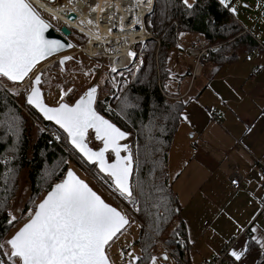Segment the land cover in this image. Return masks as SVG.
<instances>
[{
    "label": "snow or ice",
    "instance_id": "6c2138e0",
    "mask_svg": "<svg viewBox=\"0 0 264 264\" xmlns=\"http://www.w3.org/2000/svg\"><path fill=\"white\" fill-rule=\"evenodd\" d=\"M181 2L188 10L194 7V3H190L189 0ZM218 2L233 15L236 14V7L230 6L228 0ZM153 3L154 0H135L131 8H127L122 7L121 0H92L86 5L88 12L85 13L83 11L85 0H68L65 6L48 7L46 4L45 9L50 17L46 19L31 0H0V94L16 97L22 94L26 105L34 108L44 120L58 126V130H62L68 145L80 159L90 164L108 188L133 205L136 212L141 211V197L145 198L146 210L149 207L158 209L159 201L164 200L166 203V198L160 195L156 202H151L154 199L152 192L161 193L163 190L150 184L148 187L151 191L146 192L145 181L139 179V152L137 151V159L134 161L131 146L122 142L130 133L122 130L97 110L100 85L93 84L87 87L74 99H69L74 88L65 89L61 85L58 101L49 104L45 99L44 84L50 83L51 79H59L60 74L67 70L66 62L75 58L70 55H59L52 65L59 68V73L55 77L49 76V71L41 65L62 50L75 46L63 37L49 38L46 35L53 27L52 21H60L63 18L62 14L66 15L68 12L77 14L75 27L82 33L86 32L89 43L94 41L107 43L112 27L101 33L102 20H107L111 25L117 12L140 8V12L135 14L129 25V29L134 30L135 25L143 27L140 16L144 12L151 13ZM106 9L108 10L106 14L100 16L99 13H105ZM113 9L115 11H112ZM93 13L96 15L90 18L89 14ZM125 18L124 15L119 18L121 33L125 31ZM64 23L66 26H72L73 17H68ZM56 31L61 30L57 28ZM121 39L127 42V37H117V40ZM112 51L118 53L119 48ZM126 55L133 58L136 53L128 50ZM247 59L251 60V57ZM79 63L82 66V61ZM258 70L264 72V64L259 65ZM95 71L94 67L82 74L88 77L94 75ZM110 72L120 73L123 85L127 86L129 81L123 78V72L114 62L111 63ZM45 77L49 79L45 80ZM9 83L11 87L8 86ZM104 83L108 81L105 79ZM112 84L115 88H121L115 77ZM113 96L119 101L118 111L111 105L106 111L115 112L122 118L127 116L129 110L138 106L127 93H122L119 97L113 93ZM188 103V100L178 102L177 109L180 105ZM172 118L191 123L188 114L183 111H177L176 116ZM19 121L20 117L15 113H5V119L0 120V134L5 137H18ZM247 131L251 132L252 129L249 127ZM53 135L57 141L61 139L60 135L55 133ZM92 140L99 144L96 147L90 146ZM4 162L7 163L8 160L5 159ZM134 163L137 173L135 184L132 181ZM52 175L51 172L45 173V181ZM6 177V183L8 180H14L15 170L8 169ZM232 183L236 184L237 181L233 180ZM49 187L50 190L38 203L30 198L31 206L27 207L26 211L9 204L7 197L0 200V213L4 214L8 228L15 227V231L10 235L0 238V264H115L110 255L111 246L134 221L130 220L125 211L107 202L72 168H67L66 174ZM6 191L10 192V189ZM156 219L159 221L161 216L157 214ZM254 223L253 220L248 224L252 233L258 231L253 226ZM158 229L159 223L156 225V230ZM238 229L245 230L239 225ZM251 240L264 249V236L259 239L257 236H251ZM236 247L234 245L228 251V255L234 258L233 264L241 261L248 251L246 244L240 246L242 248L240 251L236 250ZM119 255L121 264H140L142 260V257L133 250L121 249ZM162 259L165 262L168 260L166 252L162 254ZM148 260L149 264H159L161 257L150 255Z\"/></svg>",
    "mask_w": 264,
    "mask_h": 264
},
{
    "label": "crops",
    "instance_id": "0c3cea01",
    "mask_svg": "<svg viewBox=\"0 0 264 264\" xmlns=\"http://www.w3.org/2000/svg\"><path fill=\"white\" fill-rule=\"evenodd\" d=\"M261 21L264 13L256 22ZM240 24L244 32H251L253 48L244 44L233 50L235 56L228 60H207L204 72L193 74L189 68L171 72L170 79L174 73L188 77L185 83L182 81L183 87L169 83L170 79L166 84L169 98L175 95L189 101L183 112L191 123L180 122L167 163L172 190L180 204V217L186 224L187 264L213 261L234 239L236 250H242L240 246L244 244L248 247L236 264H260L264 260V249L259 244L254 242L253 249L249 247L251 236H264V222L256 226L260 218L264 221L258 215L264 200V72L257 70L264 64V42L256 31ZM179 34L178 40L195 35ZM223 44H215L212 50ZM175 54L173 48L170 71ZM249 56L251 60L247 59ZM212 107L217 108L218 116L208 113ZM249 127L251 132L247 131ZM234 174L240 177L239 189L231 184ZM253 220L256 233L248 228ZM238 225L245 230L239 231ZM231 259L234 260L228 256L221 264H231Z\"/></svg>",
    "mask_w": 264,
    "mask_h": 264
},
{
    "label": "trees",
    "instance_id": "16d2710c",
    "mask_svg": "<svg viewBox=\"0 0 264 264\" xmlns=\"http://www.w3.org/2000/svg\"><path fill=\"white\" fill-rule=\"evenodd\" d=\"M145 25L158 40L156 43V40L149 39L151 41L145 49L148 56L146 65L131 80L127 79L129 81L127 86H124L123 80H120L121 88L118 90L113 88L107 96L102 99L98 98L97 110L130 133L131 140H129L132 143L133 154L139 152V179L145 181L146 192L151 191L148 187L150 184L163 190L161 193L152 192L154 199L151 202H156L160 195L166 198V203L164 200L159 201L158 209L149 207L147 210L144 204L145 198H140L141 211L135 212L140 215L138 216L140 220L143 219L145 226L141 227L140 236L134 242L139 249L137 255L142 257L140 264H149L148 257L160 253L158 244L160 239L164 240L163 235L166 236L165 243L175 252L171 256L175 262L187 264L186 224L180 217V204L172 190L167 171L169 150L181 122L172 117L176 116L177 111H183L185 107V105H180L177 109L178 102L184 100L175 98V95H170L169 98L167 95L165 85L171 77V51L176 46L184 50L178 46L180 42L177 37L178 33H191L195 34V37L200 35L211 45L224 43L220 49H210L207 56L201 58L204 69V63L207 60L214 59L215 62L216 59L218 62L228 60L235 56L236 51L233 50L244 44L253 48L255 40L251 37L252 34L244 32V27L236 16L220 5L218 0H195L194 7L190 10L183 6L181 0H156L153 13L145 17ZM229 39L230 43L225 44ZM183 44L188 46L184 42ZM134 52L137 54V63L140 57L139 64L128 67L123 72H134L143 64L144 54L137 50ZM194 60L196 63V57ZM113 93L116 97L127 93L132 102L138 106L129 110L125 118L116 115L115 112L106 111L109 105L118 111L119 101ZM25 107L30 117L39 122L44 129L39 132L33 142L31 136L26 134L24 124L27 118L21 112L20 105L12 99L11 95L0 94V120L5 118V113L10 114L11 110L17 111L20 126H23L18 137H5L0 134V200L7 197L9 204L15 195L17 184L13 180L6 183L8 169L15 168L18 172L24 167H30L32 197L36 198L42 193H47L50 190L49 185L58 182L72 163L76 165L75 159L81 160L68 145L65 134L62 130H58V126L44 120L34 108L28 105ZM54 133L61 136L59 141L54 138ZM13 147L17 148V153L10 158L8 150ZM5 159L8 160L7 163L4 162ZM134 159L136 160L135 156ZM64 161L67 163L65 164ZM81 161L96 173L90 164ZM47 172L53 175L45 181L44 176ZM134 173L133 183L137 178L135 169ZM6 189H10V192ZM30 206L31 204H28L27 207ZM157 214L161 216L159 221L156 219ZM157 223H159L158 231L156 230ZM11 229L6 224L4 214L0 213V238L7 236ZM253 244L254 241H252V247L249 246L250 249H253ZM260 264H264V260Z\"/></svg>",
    "mask_w": 264,
    "mask_h": 264
},
{
    "label": "rangeland",
    "instance_id": "374dc122",
    "mask_svg": "<svg viewBox=\"0 0 264 264\" xmlns=\"http://www.w3.org/2000/svg\"><path fill=\"white\" fill-rule=\"evenodd\" d=\"M228 3L230 6L236 7L237 12H236L235 16L239 19V21L241 23H243L244 25L249 26L254 31H256V34L264 42V21L256 22V21L260 20V13L261 14L264 13V7H258V5H264V0H228ZM243 5H248V6L244 7ZM34 6H36L37 9L39 11H41V14L46 19L50 18L48 15V12H46L45 10H43L42 8L37 6L36 4H34ZM255 8H257V9L255 10ZM153 11H152V13H153ZM152 13H150V14H152ZM52 24L54 27L60 29L64 23L62 21H52ZM175 24H176V22H175ZM154 36L155 35H153L152 39H154L153 41L156 40L155 42L157 43L158 40L155 39ZM179 36H180V34H179ZM177 37H178V35H177ZM69 39L75 45V48L70 51V52H74L73 57L75 59L72 61L66 62V69L67 70L63 74H60L59 79H51L50 83L44 84V93H45V99H46L47 103L54 104L55 102L58 101V99H59V95H58L59 87L61 85L64 86L65 89L67 87L74 88V92L70 94L69 99L77 98L79 94H82L87 89V87H89L93 84H99L100 85V88L98 91V98L99 99H102V98H104V96H107L109 94V92H112L113 88L115 90H118V88L113 87L112 79H113V77H115V80L120 82V80H122L121 75H120V73H111L110 72V66H111L110 59L105 55V53H98V55H96V54L93 55L91 53L90 47L85 48L89 45L88 44V42H89L88 36H86L85 34H83L82 32H80L78 30L73 29L70 36H69ZM194 39H195V35L189 37L188 40H185L184 38L182 39V36H181V38H179V41L182 43L185 42L189 46L191 44V42H193ZM136 41H139V39H136ZM149 41H151V40L144 41L141 43H135L132 46L133 52H134V50H137V51L142 52L144 54V62L139 68L135 69L134 72H132V71L123 72L124 70H121V72H123V78L124 79L131 80L144 67V65H146V62L148 60V56H147V52L145 51V49H146ZM176 42H177V40H176ZM150 45H153V44H150ZM81 48L83 50H80ZM175 51H176V54L173 55V58H172L171 72H184L186 68H189L194 72V70L196 68L194 56L189 55V53L187 52L186 49L180 50L178 47H175ZM136 57H135V59H136ZM56 58L57 57H54L52 59H48L47 61L43 62L41 65L42 67H45L49 71V76H51V77H55L59 73L58 67H52L53 63L57 60ZM191 58L193 59L194 62L192 61ZM81 61H82V66L79 63ZM139 61H140V57H139L138 63L135 64V62H137V59H136V61L133 64L138 65ZM135 65H133V66H135ZM94 67L96 69L94 75L85 77L82 74L84 71H88L89 69H92ZM202 69H203V64H202L201 71H202ZM202 72H204V69ZM130 73H132V74H130ZM174 74H173L172 78L170 79L169 83H171V84L176 83L178 86L183 87L182 81H184V83H185V81L188 80V77H181V76L177 77ZM48 79H49V77H45V80H48ZM105 79L108 81V83H104ZM8 86L11 87L12 85L9 83ZM9 96H10V94H9ZM12 99H14V101L20 105L21 112L23 114H25L24 116H26V118H27V120H26L27 123L25 122L24 127L26 128V134L31 136V140L33 142L36 139V137L38 136L40 129H43V128L39 122L35 121L28 114V111L25 107L26 103L24 102V98H23L22 94L19 97L12 96ZM12 113H15L16 115L19 116V113L17 111L15 112V111L11 110L10 114H12ZM4 119L5 118H3V120ZM22 127L23 126H20V129ZM91 144L94 147H96L99 144V142L92 140ZM16 150H17V148H14V147L12 149L8 150V152H9L8 156H10V158L14 157L15 154L17 153ZM134 156L137 159L136 152L134 153ZM71 167L74 168V170L83 179H85L96 191H97V189L99 190V187L95 183V180L92 177L90 178V175L88 174V172H86V170L82 167V165H79V164L75 165L74 163H72ZM11 169L15 170V177H14L13 181L16 182V184H17L16 192H15L14 197L11 200V204L15 205L18 208H23L26 211L28 204H30L29 203L30 198L32 200H34L36 203H38L39 200L42 199V197L46 193H42L41 195H38L36 198L32 197L31 181H30V177H29V172H30L29 166L20 169L18 172L15 168H11ZM81 169L84 171L85 174L81 171ZM133 175H135V173ZM136 179L137 178L134 179V184L136 182ZM13 181H12V183H14ZM98 193L103 196V194L100 191ZM103 197H105V196H103ZM125 203L127 204L126 201H125ZM127 206L133 212H135V210L133 209L134 208L133 205H131L133 208L131 206H129L128 204H127ZM138 216L140 217L139 214H138ZM262 222H264V221L260 218L256 222V226L261 224ZM18 226L19 225H16V227H18ZM141 227H143V226L139 222L134 220V223H131L127 227V229L123 232V234L119 235V237L116 239L115 243L112 244L111 249H110V255H111L112 259L115 261V264H121V258H120L119 253L121 251V248L124 245H130V250H133V251H135L136 254H138L139 249L135 246L134 242L140 236ZM14 231H15V227H13L10 230L8 235H10ZM162 237L164 238V240L166 239V236L163 235ZM164 240H162V239L159 240L158 249H159L160 253L157 254L156 256L161 257V251H164L168 254V257L169 256L170 257L166 262L163 261V259L161 258V260L159 261V264H177L175 262V260L172 259V257H171L174 254H171L170 252H168L163 247L161 242L165 243ZM125 259H126V257H125Z\"/></svg>",
    "mask_w": 264,
    "mask_h": 264
},
{
    "label": "bare ground",
    "instance_id": "6f19581e",
    "mask_svg": "<svg viewBox=\"0 0 264 264\" xmlns=\"http://www.w3.org/2000/svg\"><path fill=\"white\" fill-rule=\"evenodd\" d=\"M31 2H33L34 4H36L37 6H39L40 8H42L43 10L46 11L45 9V5L47 4L48 7H56L57 5H60V6H65L67 5V2L68 0H56L55 2H49L47 0H31ZM92 0H85V7L83 8V11L85 13L88 12V9H87V4L88 3H91ZM135 0H121V4H122V7H127V8H131V5L132 3H134ZM154 6H156V0H154V3H153V9H154ZM108 10L106 9L105 10V13H99L100 16H104L106 14ZM112 11H115V9H113ZM47 12V11H46ZM137 12H140V8H135V9H132L131 11H122V12H117L116 13V16H115V19L113 20L112 24L110 25L108 23L107 20H102L101 23H100V30H101V33H103L105 31V29H107L108 27H112V33L111 35L108 37V42L107 43H104L103 41H99V42H92V43H89L88 42V46L85 47V48H88L90 47L91 48V53L93 55H95L96 53H105V55L110 59V63H115L116 66L120 69V70H125L127 69L128 67H131L133 65H135L137 62L135 57L133 58H130V57H127L126 55V52L128 50H132V46L135 44V43H139V42H144V41H147L149 39H152L153 37V34L148 30V28L146 27L145 25V17L150 14L148 12H144L141 16H140V19L143 23V27H141L140 25H135L134 27V30L132 29H129V25L132 23V19L134 18L135 14ZM70 12H68L66 15L62 14L63 18L60 20L64 23V21L68 18V14ZM152 13V12H151ZM96 15L95 13L93 14H89L90 18L91 16H94ZM121 15H124L126 18L124 20V28H125V31L123 33H121V30H120V16ZM77 23L76 19L73 20V25L72 26H67L71 32L72 30H78L80 31L77 27H75V24ZM65 24V23H64ZM63 24V25H64ZM62 25V26H63ZM61 26V27H62ZM54 27V26H53ZM55 30L57 29L56 27H54ZM61 30V28H60ZM61 32V31H60ZM81 32V31H80ZM245 32H249L251 33L249 30H246ZM71 34V33H70ZM83 34H86V32H84ZM69 36H66V38L68 40L69 39ZM118 36H124V37H127V42L123 39L121 40H117V37ZM136 39H139V41H136ZM88 40V39H87ZM185 45V44H184ZM211 45V44H210ZM191 46V45H190ZM215 47V45H212ZM213 47V48H214ZM115 48H119V52L118 53H115L112 51V49H115ZM211 48V49H213ZM184 49V48H183ZM80 50H83L82 48ZM71 51V50H70ZM66 52V53H63V54H58V55H55L49 59H52L54 57H57L59 55H67V54H72L74 52ZM88 53V52H87ZM104 55V56H105ZM139 55V54H138ZM190 55V54H189ZM192 56V55H191ZM56 58V59H57ZM135 62V64H133ZM133 64V65H132ZM125 65L127 66V68H125ZM201 68H202V63L201 65H196V68L193 72V74H196V73H199L201 71ZM209 113V112H208ZM216 117V116H215ZM130 139V138H129ZM134 156V154H133ZM135 161V159H134ZM76 165L79 164L76 160ZM78 167V166H77ZM89 167V166H88ZM79 168V167H78ZM81 171L84 173V171L81 169ZM85 174V173H84ZM133 179V177H132ZM133 181V180H132ZM100 190L97 189V192H99ZM101 192V191H100ZM107 202H109L105 197H103ZM110 203V202H109ZM136 214V212H134ZM137 215V214H136ZM259 215V214H258ZM137 218L138 219H131L132 221L136 220L137 222H139L142 226H145V224L139 219L138 215H137ZM125 246H129V245H124L121 249H123ZM168 246V245H167ZM164 247V246H163ZM169 247V246H168ZM165 248V247H164ZM170 248V247H169ZM166 249V248H165ZM172 249V248H170ZM128 250H130V247H128ZM167 250V249H166ZM173 250V249H172ZM168 251V250H167ZM170 252V251H168ZM174 252V251H173ZM171 253V252H170ZM175 253V252H174ZM174 253H171V254H174Z\"/></svg>",
    "mask_w": 264,
    "mask_h": 264
},
{
    "label": "built area",
    "instance_id": "2783aa9c",
    "mask_svg": "<svg viewBox=\"0 0 264 264\" xmlns=\"http://www.w3.org/2000/svg\"><path fill=\"white\" fill-rule=\"evenodd\" d=\"M178 46L186 49L190 55L196 57V65H201V58L204 56H207L209 50L214 47V46L210 45V42L208 40H206L205 38H203L200 35H197L195 37L194 42L191 46H186L181 42H178ZM257 70H258V68H257ZM208 112L213 117L218 116L217 108H214V107L208 108ZM75 160L79 163V165H82V167L86 170V172H88V174L90 175V178L92 177L95 180V183L99 187V190L101 191L103 196H105V198L110 203H112L114 206L119 207L121 210L125 211L127 213V215L129 216V218L138 219L137 215L127 206L125 201L122 198H120L118 195L113 193L108 188V186L104 183V181H102L100 179V177L93 170H91L88 167V165L83 163L81 160H78V159H75ZM230 180H231V184H232L234 189L240 188L241 183H240V177L238 174H234L233 176H231ZM233 180H236L237 183L233 184L232 183ZM263 188H264V185H263ZM261 209H264V200H263ZM261 209L259 211V215L264 217V211H261ZM204 223L207 224L208 221H205ZM161 243L168 251H170L171 253H174L173 250L170 249L165 243H163V242H161ZM234 243H235V239L232 240L224 248V250L221 252V254L219 256H217L213 261L205 260L202 262V264H221L222 262H226V260H228V256H229L228 251L232 248ZM123 249L125 251H128V247H126V246ZM230 263L233 264L232 259H231Z\"/></svg>",
    "mask_w": 264,
    "mask_h": 264
},
{
    "label": "water",
    "instance_id": "95a60500",
    "mask_svg": "<svg viewBox=\"0 0 264 264\" xmlns=\"http://www.w3.org/2000/svg\"><path fill=\"white\" fill-rule=\"evenodd\" d=\"M47 1H49V0H47ZM56 0H50V2H55ZM154 8H155V6H154ZM154 10V9H153ZM76 15L77 14H74V13H69L68 14V17H73V20H75L76 19ZM70 33H71V30L64 24L62 27H61V32H57L56 30H55V28L54 27H52V28H50L49 29V31H48V33H46V35L49 37V38H61V37H63V39H65L66 41H68V42H70V43H72L70 40H68L67 38H66V36H68V35H70ZM73 44V43H72ZM74 45V44H73ZM75 48V46L74 47H72V48H70V49H64V50H62V52L61 53H59V54H63V53H66V52H68V51H70V50H72V49H74ZM56 55H58V54H56ZM65 55V54H64ZM67 55H70V56H73L72 54H67ZM55 56V55H54ZM53 57V56H52ZM51 58V57H50ZM49 59V58H48ZM47 102V101H46ZM102 114V113H101ZM103 115V114H102ZM106 117V116H105ZM107 118V117H106ZM109 119V118H108ZM47 121V120H46ZM48 122H50V121H48ZM113 122V121H112ZM53 123V122H52ZM118 126V125H117ZM119 127V126H118ZM122 129V128H121ZM123 130V129H122ZM125 131V130H124ZM129 138H130V135H129V137H127L126 138V140L125 141H122V142H126V143H128L130 146H131V148H132V143H131V141L129 140ZM90 146H93L91 143H90ZM94 147V146H93ZM132 152H133V150H132ZM133 159H134V156H133ZM70 168H72V167H70ZM73 169V168H72ZM134 169H135V163H134ZM73 171L80 177V178H82L74 169H73ZM133 174H134V172H133ZM83 179V178H82ZM85 180V179H84ZM86 181V180H85ZM87 182V181H86ZM90 185V184H89ZM91 186V185H90ZM92 187V186H91ZM94 189V188H93ZM95 190V189H94ZM96 191V190H95ZM99 194V193H98ZM46 195V194H45ZM101 195V194H100ZM102 196V195H101ZM103 197V196H102Z\"/></svg>",
    "mask_w": 264,
    "mask_h": 264
}]
</instances>
